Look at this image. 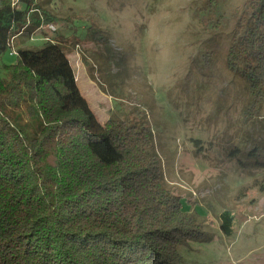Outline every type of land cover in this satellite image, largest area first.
<instances>
[{"label": "trees", "instance_id": "obj_1", "mask_svg": "<svg viewBox=\"0 0 264 264\" xmlns=\"http://www.w3.org/2000/svg\"><path fill=\"white\" fill-rule=\"evenodd\" d=\"M242 7L225 66L245 81L246 117L259 118L264 0ZM54 20L34 0H0V60ZM14 52V63L0 65V264H182L178 247L208 235L165 188L151 131L116 118L100 124L62 42ZM254 144L244 175L264 173V144ZM233 221L220 215L224 235Z\"/></svg>", "mask_w": 264, "mask_h": 264}, {"label": "rangeland", "instance_id": "obj_2", "mask_svg": "<svg viewBox=\"0 0 264 264\" xmlns=\"http://www.w3.org/2000/svg\"><path fill=\"white\" fill-rule=\"evenodd\" d=\"M244 1L34 0L55 20L12 45L62 42L97 121L151 131L165 188L208 235L178 247L182 264H264V173L242 174L264 144V105L246 117L245 81L225 66ZM14 61L8 49L0 65Z\"/></svg>", "mask_w": 264, "mask_h": 264}, {"label": "built area", "instance_id": "obj_3", "mask_svg": "<svg viewBox=\"0 0 264 264\" xmlns=\"http://www.w3.org/2000/svg\"><path fill=\"white\" fill-rule=\"evenodd\" d=\"M12 1H14V2H12L13 4H16L17 3V0H12ZM11 50H12V53L11 54H14L15 53L14 50L13 49H11Z\"/></svg>", "mask_w": 264, "mask_h": 264}]
</instances>
